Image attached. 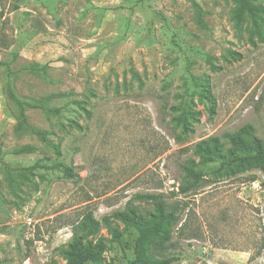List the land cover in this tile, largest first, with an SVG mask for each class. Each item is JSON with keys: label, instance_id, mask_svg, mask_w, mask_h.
I'll return each instance as SVG.
<instances>
[{"label": "rangeland", "instance_id": "1", "mask_svg": "<svg viewBox=\"0 0 264 264\" xmlns=\"http://www.w3.org/2000/svg\"><path fill=\"white\" fill-rule=\"evenodd\" d=\"M254 3L262 11L237 25L232 0H0V60L47 66L46 77L20 73L15 92L31 103L51 95L46 104L63 114L25 110L47 142L17 131L0 70V264H66L86 212L100 220L128 201L145 212L152 206L134 195L158 192L179 208L171 264L264 263L263 173L228 164L225 139L221 157L194 153L245 125L264 145V0ZM184 111L194 115L185 126ZM23 146L33 149L15 153ZM36 162L68 164L78 177ZM184 166L203 180L178 193ZM114 223L122 245L103 226L88 237L107 245L100 264L133 258L136 231Z\"/></svg>", "mask_w": 264, "mask_h": 264}, {"label": "trees", "instance_id": "2", "mask_svg": "<svg viewBox=\"0 0 264 264\" xmlns=\"http://www.w3.org/2000/svg\"><path fill=\"white\" fill-rule=\"evenodd\" d=\"M235 3L234 19L237 25H241L246 15L252 19L256 17L262 9L254 2L257 0H232ZM197 6V4H195ZM198 7V6H197ZM198 21L205 27L202 20V12L198 7ZM236 59L239 55L232 53ZM16 55L10 60H0V70L2 73V91L8 102L19 110L16 113L17 131L29 132L37 135L43 141L47 142V133L27 122L25 110L27 108H41L46 114H56L58 118L62 117V108L49 107L46 103L51 95L37 102H28L23 100L15 92L13 83L19 74L28 72L38 76L46 77L47 66L38 63H27L20 69L14 70L11 64L15 61ZM204 99L209 104V110L214 113L215 104L209 90H204ZM45 101V103H44ZM79 108H83L80 102H74ZM84 110V109H83ZM87 117H91V112L84 110ZM194 119L193 114L183 112L179 121L183 120L185 126L186 119ZM74 128L81 129L74 121H69ZM252 127L245 125L233 133H224L222 136H211L200 140L194 146V153L197 155L221 157L223 139L231 144L228 152V164H253L257 166L264 175V145L251 135ZM246 136H251L248 140ZM31 146H23L15 151L22 153L31 151ZM59 155V151H57ZM31 168H42L51 171L60 172L65 179L75 180L78 176L73 167L68 164L54 162L49 165L34 163ZM185 176L183 182L178 186V193H186L196 188L203 180L202 174L191 166H184ZM134 200L144 201L152 206L151 210L142 212L132 201H128L123 209H117L110 215L103 216L100 220L93 218L91 211L86 212L82 219L74 224L72 236L63 251L66 258V264H100L103 259V253L107 250V245L101 237L96 239L88 238L89 235L96 233L101 226L105 227L111 235V241L122 245L121 230L114 221L121 222L125 228H133L137 235L133 244V258L127 264H171L179 260L178 256L166 255L168 243L172 237L173 226L178 221V210L176 205L169 204L161 192L158 193H138L134 195ZM264 264V263H263Z\"/></svg>", "mask_w": 264, "mask_h": 264}, {"label": "built area", "instance_id": "3", "mask_svg": "<svg viewBox=\"0 0 264 264\" xmlns=\"http://www.w3.org/2000/svg\"><path fill=\"white\" fill-rule=\"evenodd\" d=\"M29 221H31V220H29Z\"/></svg>", "mask_w": 264, "mask_h": 264}]
</instances>
